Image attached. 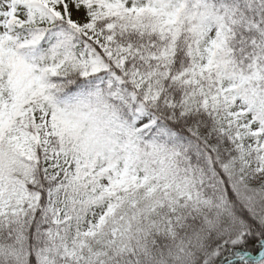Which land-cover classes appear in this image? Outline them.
<instances>
[{
	"label": "snow or ice",
	"instance_id": "obj_1",
	"mask_svg": "<svg viewBox=\"0 0 264 264\" xmlns=\"http://www.w3.org/2000/svg\"><path fill=\"white\" fill-rule=\"evenodd\" d=\"M0 264H264V0H0Z\"/></svg>",
	"mask_w": 264,
	"mask_h": 264
}]
</instances>
